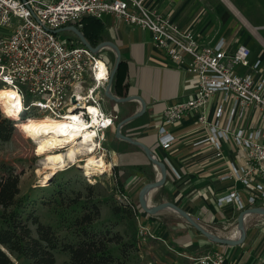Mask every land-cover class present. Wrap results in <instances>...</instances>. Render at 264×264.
<instances>
[{
  "label": "built area",
  "instance_id": "2783aa9c",
  "mask_svg": "<svg viewBox=\"0 0 264 264\" xmlns=\"http://www.w3.org/2000/svg\"><path fill=\"white\" fill-rule=\"evenodd\" d=\"M105 15L149 30L154 45L195 79L192 97L164 109L158 126L159 145L168 149L174 140L166 125H174L185 113L196 111L198 122L209 132L202 141L215 149V155L220 156L222 143H227L237 147L244 159L237 164L230 162L223 179L239 181L254 191L248 203L259 199L264 202L261 60H251L250 48L242 43L233 50L223 38L213 45L200 43L192 29L181 28L169 15L148 7L147 0H0V28L6 30L0 34V85L16 91L21 101L19 115L25 119L69 115L90 122L91 106L98 110L99 119L94 125V140L97 144L105 141V132L115 126L117 117L103 104L111 65L100 56L102 49L94 52L78 37L66 42L54 32L65 27L71 31V26L81 30L84 16L101 20ZM215 94L219 95L209 121L208 108ZM223 202H235L239 209L245 207L237 193L217 199V203ZM140 222L137 236L141 242H164L162 236ZM184 264L227 263L225 254L214 250L187 256Z\"/></svg>",
  "mask_w": 264,
  "mask_h": 264
},
{
  "label": "crops",
  "instance_id": "0c3cea01",
  "mask_svg": "<svg viewBox=\"0 0 264 264\" xmlns=\"http://www.w3.org/2000/svg\"><path fill=\"white\" fill-rule=\"evenodd\" d=\"M147 5L169 15L181 28L192 29L202 44L213 45L222 38L230 50L240 43L245 44L251 50V60L259 58L262 66L264 0H147ZM100 23L102 39L116 44L124 62L118 91L125 96H137L145 104L143 112L125 122L121 133L145 144L166 169L165 182L150 191L148 202L152 205L173 202L205 230L219 237L237 238V216L242 209L235 202L219 204L217 199L237 193L244 208L264 207L260 199L254 204L248 203V197L254 191L245 188L239 181L223 179L229 171L230 162H244L239 149L222 143V154L216 156L215 149L202 141L209 132L207 126L198 122L196 111L185 113L174 125H166L174 136L170 148L163 149L158 143V126L164 109L195 94L193 75L174 65L154 45L149 30L132 26L111 15H105ZM255 50L259 51L253 56ZM218 95H214L208 108L209 121L213 118ZM114 105V112L120 121L139 112L142 106L138 99L114 102ZM116 125L105 132L106 152L113 165L121 169L120 177L127 183L131 197L138 201L142 186L156 180L159 172L139 146L116 137ZM140 217L143 224L151 226L158 236L173 245L183 263L186 262L185 254L200 255L217 250L225 254L227 264H264V254L256 253L259 248L264 251V215L252 213L245 217V238L237 245L208 240L171 210L150 215L141 209ZM234 224L236 229L227 233V227Z\"/></svg>",
  "mask_w": 264,
  "mask_h": 264
},
{
  "label": "rangeland",
  "instance_id": "374dc122",
  "mask_svg": "<svg viewBox=\"0 0 264 264\" xmlns=\"http://www.w3.org/2000/svg\"><path fill=\"white\" fill-rule=\"evenodd\" d=\"M5 31V29L0 28V34L6 33ZM56 34L58 38L66 42L78 37L66 28L61 29ZM258 51H253L252 55H257ZM113 54V50L108 46L102 48L100 52V56L111 67L114 63ZM261 70L264 72V58H262ZM1 93L2 90L0 95ZM103 104L105 110L116 115L113 101L105 98ZM19 117L21 115L13 118ZM114 120L116 125L120 118L117 116ZM106 149L107 146L103 141L95 151L96 154L99 152L105 154V172L85 176L80 168L72 165L56 172L46 183H41L44 166L40 164V160L43 155L36 154L33 143L25 139L15 127V120L9 118L3 108L0 110V187L10 178L14 188L18 190L15 196L16 206L22 219L25 220L29 214H33L40 223L51 226L55 244V248L52 249L55 258L54 264H65L69 261L70 256L68 251L64 250V246L65 244H76L82 235L73 222L77 217L86 213L92 204H96L99 210L98 219L93 221L92 228L109 236L115 233L124 235L126 229V224L120 219V215L113 214L112 207L130 202L138 206V201L132 198L127 190V183L122 181L121 185L117 184L116 176L121 172V169L118 167L114 169L115 165H113ZM83 159V156L77 158L79 162H82ZM13 208L14 206L9 207L8 210ZM1 211L2 207L0 206ZM139 211L141 212V210ZM136 221L138 225L141 217L136 218ZM28 224L32 230V235L36 236V225L31 224V221H28ZM140 224H143L142 221ZM148 227L151 228L149 225ZM235 229L236 224L227 227L226 230L227 233H230ZM163 239L164 242L161 240L141 242L139 240L135 247L112 243L111 250L115 256V264H182L183 259L174 250L173 245L165 238ZM123 240L126 241L127 237L124 236ZM260 249L256 253L264 254V251ZM187 256L195 255H183L186 261ZM13 264L26 263L21 258H13Z\"/></svg>",
  "mask_w": 264,
  "mask_h": 264
},
{
  "label": "trees",
  "instance_id": "16d2710c",
  "mask_svg": "<svg viewBox=\"0 0 264 264\" xmlns=\"http://www.w3.org/2000/svg\"><path fill=\"white\" fill-rule=\"evenodd\" d=\"M82 23L81 31L91 46H96L103 40L100 20L84 16ZM123 68L124 62L121 59L114 74L111 88L112 92L119 96H125V93L118 91V86L122 81ZM0 110H2L1 104ZM13 117L9 116V118L15 120V127L25 139L33 143L22 130V125L27 122V118L25 119L23 115L17 119ZM114 169H117V167L114 166ZM118 175L116 176L117 184L121 185L122 179ZM17 193L18 190L14 188L13 181L10 178L0 187V206L2 207L0 212V224L2 225L0 227V264H13V258H21L26 264H54L55 258L52 249L55 248V244L51 226L40 223L33 214H29L23 220L16 206L15 196ZM12 206L14 208L8 210ZM139 210L141 209L132 202L113 206V214L120 215V219L126 224V229L124 235L115 233L109 236L92 228L93 221L97 220L99 215L98 206L92 204L86 213L77 217L73 222L82 235L76 244H65L64 250L68 251L70 256L69 261L65 264H115V256L111 250L112 243L135 247L139 242L136 221ZM28 221L36 225V236L32 235ZM124 236L127 237L126 241L123 240Z\"/></svg>",
  "mask_w": 264,
  "mask_h": 264
},
{
  "label": "bare ground",
  "instance_id": "6f19581e",
  "mask_svg": "<svg viewBox=\"0 0 264 264\" xmlns=\"http://www.w3.org/2000/svg\"><path fill=\"white\" fill-rule=\"evenodd\" d=\"M1 90L0 103L5 114L18 116L21 101L16 91L4 86L0 87V92ZM89 110L92 112L90 122H86L78 116L69 115L64 118L52 116L36 118L32 116L28 117L27 122L22 125V130L35 145L36 154L43 155L40 160V164L44 166L41 183H46L56 172L72 165L80 168L85 176L105 172V154L103 152L95 153L96 148L101 145L94 140V136H96L94 125L99 122L98 110L91 106ZM79 156H83L82 162L77 160ZM238 234L240 235V232L237 228V237Z\"/></svg>",
  "mask_w": 264,
  "mask_h": 264
},
{
  "label": "water",
  "instance_id": "95a60500",
  "mask_svg": "<svg viewBox=\"0 0 264 264\" xmlns=\"http://www.w3.org/2000/svg\"><path fill=\"white\" fill-rule=\"evenodd\" d=\"M65 28H67V27H65ZM68 28H70V30L73 31L78 36V38L82 44H84L86 47H88L89 49H91L94 52H97L99 49H102L106 46L110 47L113 50L115 58H114L113 66L111 67V70H110L109 81L106 84L105 89H104V96L108 100H111L115 103H123V102H126V101L131 100V99H138L141 102L142 106H141V109L139 110V112L124 118L123 120H121L116 125L115 135H116V137L125 139L128 142L139 146L142 149V151L144 152V154L146 155L147 159L158 169L159 177L156 180H154L152 182H148L145 185H143L139 191L138 204H139L140 208L143 210V212L150 214V215H154V214H157L163 210L170 208V209H172L171 211L175 212L176 214H178L179 216L184 218L190 226H192L193 228L198 230L208 240H210L212 242H217V243L227 244V245H237L240 242H242L245 238V226H244L245 217L248 214H252V213L264 215V207H251V208L247 207V208L242 209L237 216V228L239 229L240 235L237 238L232 239V238L219 237V236L205 230L186 211H184L182 208H180L178 205H176L173 202L165 201V202H161V203L155 204V205H152L148 202L147 197H148V194L150 193V191H152L153 189L163 185V183L165 182L166 169H165L164 163L161 162L160 160H158L156 158V156L154 154H152L151 150L145 144H143L140 141L133 140L130 137H127L121 133V127L125 124V122L137 117L141 112H143L145 109V104L137 96L128 95L125 97H118L111 92L112 80H113L114 74H115V72L119 66L120 60H121V54H120L119 48L116 46L115 43H113L111 41H102V42L98 43L96 46H91L90 43L84 37L81 30L77 29L74 26H71ZM61 29H64V28H61ZM61 29L54 30V32L57 33Z\"/></svg>",
  "mask_w": 264,
  "mask_h": 264
}]
</instances>
